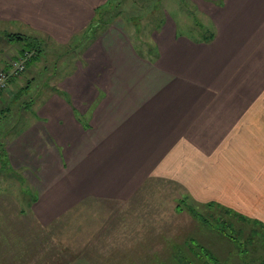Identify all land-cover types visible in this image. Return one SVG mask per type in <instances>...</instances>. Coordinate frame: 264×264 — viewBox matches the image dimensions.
I'll list each match as a JSON object with an SVG mask.
<instances>
[{"label": "crops", "instance_id": "obj_1", "mask_svg": "<svg viewBox=\"0 0 264 264\" xmlns=\"http://www.w3.org/2000/svg\"><path fill=\"white\" fill-rule=\"evenodd\" d=\"M107 1L0 0V42L7 40L2 38L6 33H22L40 44H44V36L64 44L81 35L94 21L97 8ZM220 22L221 49L226 46L227 50L220 54L219 66L210 61L206 74L202 73L205 87L190 85L187 80L175 81L174 77L160 84L165 74L158 71L164 66L169 75L175 74L173 68L180 66L185 59L182 56L202 53L204 42L185 39L180 43L173 32H160L155 41L162 53L152 62L137 55L121 34L93 39L90 43L96 41L98 60L102 54L107 61L105 69L111 71L107 90L110 96L96 117L101 124L93 125L94 130L88 132L80 125L82 131H78L80 111L73 101L58 97L40 111L38 124L2 142V156L25 175L31 173L37 178L41 172L37 187L44 190L50 186L54 169L67 171L75 180L68 181L85 188L83 196L89 194V189L95 196L121 192L114 189L127 193L136 175L139 179L149 173L179 179L188 174L190 185L197 190L201 180L206 189H213L204 195L196 192L199 197L219 198L227 207L264 223V0H222ZM242 32H248L249 42L238 49L240 55L230 54L229 37L241 36ZM22 49L15 48L12 57ZM143 65L149 73L144 74ZM19 77L10 81L8 89ZM80 88L73 85L71 94L77 96L88 86ZM5 92L0 95V103ZM212 92H218V98ZM64 123L71 127L62 130ZM200 161L201 176L195 171ZM210 250L218 251L213 247Z\"/></svg>", "mask_w": 264, "mask_h": 264}, {"label": "rangeland", "instance_id": "obj_2", "mask_svg": "<svg viewBox=\"0 0 264 264\" xmlns=\"http://www.w3.org/2000/svg\"><path fill=\"white\" fill-rule=\"evenodd\" d=\"M221 1L108 0L97 8L94 21L83 29L80 36L77 34L64 44L43 37L42 56L28 71L27 68L17 75L20 77L15 81L16 86L6 89L3 104L0 103V264H202L197 260L196 251L199 249L195 244L217 249L214 253L222 261L229 260L228 264H245L235 252L234 244L222 236L219 228L210 229L194 217L192 208L194 212L207 216L213 225L214 215L220 212L216 208L228 206L219 198H210V195L199 197L197 193L204 195L213 191L206 189L202 180L198 182L197 190L193 184L190 185L188 174L177 179L149 173L140 179L136 175L132 189L127 193L114 189L121 192L95 196L89 189V194L83 196L81 192L85 188L76 183L77 188L75 182L68 181L74 178L71 179L67 171L66 174L54 169L50 175V186L44 190L37 187L41 172L36 174L37 178L31 173L25 175L23 170H16L9 164L8 157L2 156L5 153L2 142L15 132L27 131L32 128L31 124H38L40 111L58 97L73 101L81 112L77 113L81 121L76 123L78 131H82L80 125L88 132L94 130L93 125L101 124V119L96 117L103 112L110 96L107 90L111 71L105 69L108 66L102 54L98 60L96 41L94 44L90 42L105 34L112 37L123 35L137 55L152 62L162 53L155 41L160 32L165 35L173 32L180 43L185 39L204 42L206 48H202V53L182 56L185 58L183 64L173 68L175 74L169 75L164 66L157 70L165 74L160 84H167L168 77H174L175 81L187 80L190 85L205 87L206 79L202 73L206 74L210 61L219 66L220 54L227 50L226 46L221 49ZM240 35L229 37V53H236L235 56L240 55L241 50L238 52V49L249 42L246 40L248 32ZM238 38L243 41L240 43ZM202 45L196 46V51ZM20 46L24 43L1 41L0 60L6 64L8 57H12L15 48ZM174 47L177 48L175 44ZM141 68L144 74L150 72L146 65ZM71 85H80V90L88 88L76 96L71 94ZM212 93L218 98V92ZM24 103L32 105L25 107ZM89 105L93 108L90 109ZM24 111L25 115L22 114ZM70 127L65 123L61 126L62 130ZM202 165L201 161L196 164L197 174L203 170ZM194 183L197 184L196 179ZM238 224L244 225L237 222L234 225L238 228ZM242 228L245 231L244 243L247 244L250 229L247 225ZM259 243L258 240L256 244ZM254 250L255 256L264 255L263 247L255 246ZM181 256L187 261L181 260Z\"/></svg>", "mask_w": 264, "mask_h": 264}, {"label": "trees", "instance_id": "obj_3", "mask_svg": "<svg viewBox=\"0 0 264 264\" xmlns=\"http://www.w3.org/2000/svg\"><path fill=\"white\" fill-rule=\"evenodd\" d=\"M5 38L8 41L25 42L22 52L30 49L35 50L36 56L34 55L32 59L29 60L28 66H30L41 54L42 51L41 44L28 35L22 33H9ZM208 206L210 208L212 207L210 203H208ZM216 209H219L220 212L214 215L213 219L215 218V223L213 225H212L213 222L210 221V219H208L207 216L194 212L195 211L194 208H192L193 211L192 213L194 214V217L197 218V220L199 219V221H202L205 225L209 226L210 229L219 228L220 229L219 231L223 234L222 236L229 239V241H231L232 244H234L235 252H237V254L241 256V259L244 260L245 264H253V263L264 264V255H260V256L254 255L255 246L258 247L261 246L264 249V223L258 219L247 217L242 213L235 211L232 208L222 207ZM235 222L242 223L241 225L244 224L243 226L246 225L249 226L250 230L247 233V237H246L247 244L244 243L245 231L242 228L243 226H240V224H238V228H237L234 225ZM257 234H259L260 236L256 237L255 235ZM258 240L260 243L257 245L256 242H258ZM194 246L199 249L198 251H196V257L197 260L202 262V264H228L229 260L227 259L228 260V261L226 260L227 262L222 261L217 254H215L210 250V246L207 247L204 246L203 244L201 245L195 244ZM230 253L232 254V251ZM198 255H202V256L199 257ZM179 258L181 260L183 259V261L186 260V258L183 256ZM193 264L196 263L194 262Z\"/></svg>", "mask_w": 264, "mask_h": 264}, {"label": "built area", "instance_id": "obj_4", "mask_svg": "<svg viewBox=\"0 0 264 264\" xmlns=\"http://www.w3.org/2000/svg\"><path fill=\"white\" fill-rule=\"evenodd\" d=\"M35 54V50H25L17 57L9 58L6 64L0 65V95L9 87L12 78L27 69L29 60Z\"/></svg>", "mask_w": 264, "mask_h": 264}]
</instances>
